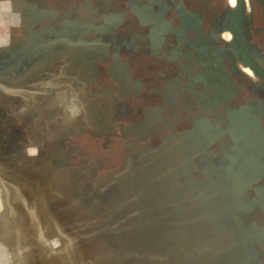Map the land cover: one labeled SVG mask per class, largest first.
Returning <instances> with one entry per match:
<instances>
[{"label":"flooded vegetation","instance_id":"af4514ba","mask_svg":"<svg viewBox=\"0 0 264 264\" xmlns=\"http://www.w3.org/2000/svg\"><path fill=\"white\" fill-rule=\"evenodd\" d=\"M60 6L30 4L32 24L15 36L29 53L0 71V81L33 67L50 69L52 83L69 85L59 97L78 87L98 97L109 90L114 121L129 120L130 138L118 136L147 188L143 220L137 208L121 211L128 228H138L129 241L146 253L126 260L264 264V0H71ZM222 33L229 34L228 46ZM59 68L65 75L55 77ZM52 114L66 116L60 109ZM135 183L132 176L127 194ZM117 238L122 243L127 235Z\"/></svg>","mask_w":264,"mask_h":264},{"label":"rangeland","instance_id":"374dc122","mask_svg":"<svg viewBox=\"0 0 264 264\" xmlns=\"http://www.w3.org/2000/svg\"><path fill=\"white\" fill-rule=\"evenodd\" d=\"M33 1L0 0L1 72L29 53L15 36L31 26ZM221 35L231 44L228 33ZM236 69L250 75L248 67ZM55 73L65 75L62 68ZM53 77L50 69L28 67L0 81V264H131L127 257L146 253L129 241L138 228H128L121 211L137 208L143 220L148 208L143 170L129 163L132 153L118 136L129 137V120L114 121L106 88L99 97L86 87L59 97L69 85ZM55 109L66 116L53 119ZM132 176L136 190L127 194ZM117 234L127 239L120 243Z\"/></svg>","mask_w":264,"mask_h":264}]
</instances>
